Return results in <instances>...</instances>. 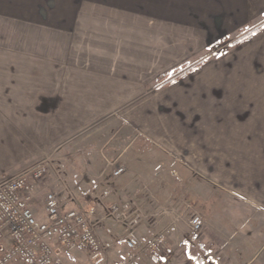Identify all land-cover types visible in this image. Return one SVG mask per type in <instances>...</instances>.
<instances>
[{"label": "crops", "instance_id": "crops-1", "mask_svg": "<svg viewBox=\"0 0 264 264\" xmlns=\"http://www.w3.org/2000/svg\"><path fill=\"white\" fill-rule=\"evenodd\" d=\"M78 9L75 20L66 22V31H60V53L36 59L19 54L12 57L11 69L0 65V182L52 160L72 137L106 119L113 127L106 141L131 142L136 154L126 155L128 148L118 154L114 144L107 156L99 149L91 152V160L73 175L68 168L51 171L46 186L57 194L63 208L86 210L84 204L94 205L100 238L107 241V227L103 229L101 223L108 218L102 213L108 200L119 196L115 188L109 187L111 196L97 190L107 181L105 161L122 159L125 171L120 176L113 171L112 178L118 192L136 189L139 197H147V191L161 190L154 198L163 209L161 217L155 218V233L146 227L149 221L142 212L139 224L130 229L139 238L165 236L157 252L166 256L154 254L153 264H209L208 258L211 264H251L258 252L248 261L249 247H264L263 212L256 214L241 204L238 221L221 211L214 215L209 193L201 187L196 200L187 198L189 211L202 218L203 231L195 243L191 222L187 226V219L184 224L176 219L183 203L180 196H173L176 183L148 181L146 175L204 174L211 170L202 159L232 156L251 159L253 164L261 156L259 139L246 138L243 127L264 126V26L238 44L232 41L264 23V0H110L101 6L93 1L91 11ZM191 66L179 79L164 85L158 82L171 69ZM116 111L120 116L115 117ZM116 126L123 132L116 133ZM244 143L250 148L245 150ZM133 158L139 166L136 162L130 166ZM134 173L144 175L137 186L131 179L126 181L127 174ZM165 186L172 193L163 192ZM38 188L36 184L34 208ZM35 210L46 220L44 208ZM230 220L237 226L234 247L226 234ZM129 232H122L126 239ZM126 239L110 240L117 245L112 251L59 242L54 248L65 264H120ZM187 244L192 245L194 258ZM147 251H139L138 264H152ZM258 264H264V258Z\"/></svg>", "mask_w": 264, "mask_h": 264}, {"label": "rangeland", "instance_id": "rangeland-1", "mask_svg": "<svg viewBox=\"0 0 264 264\" xmlns=\"http://www.w3.org/2000/svg\"><path fill=\"white\" fill-rule=\"evenodd\" d=\"M93 1L96 2V6L109 4L110 0H0V65L3 66V69H11L12 63L11 59L13 56H17L19 54L24 56L33 57L36 59L37 56H49L50 54L60 53L59 43L61 41L60 31L69 26L66 25V22H72L75 20L77 15L78 8H82L80 11H91L89 8L91 7ZM127 1V0H126ZM130 2L134 0H129ZM148 3H151V0H142ZM160 2V0H156ZM162 2H171V0H162ZM70 30L68 29L67 32ZM66 38L65 36H63ZM60 40V41H59ZM219 47V46H218ZM3 55V56H1ZM38 58V57H37ZM0 66V68H1ZM15 66V65H14ZM177 69H171L168 73H174ZM178 71V70H177ZM168 74V75H170ZM159 82V81H158ZM161 85L162 82H159ZM116 111V116H120ZM119 118H117L118 123ZM107 120L102 121L99 124L86 127L82 134L79 137H72L70 143H66L65 145L59 149V153L56 154L55 158L52 160H43L36 165L46 164L48 174L41 180L37 181L38 192L37 196L38 201L34 204L35 208L45 209V198L48 193L51 191L47 188L46 182L49 179V173L51 171H63L65 169H71L69 173L73 175V171L75 169H81L83 165H86L84 161H90L91 152H95L96 150H102V152L107 156L108 148L113 146L114 144L118 147L117 152L121 154L125 149H127L126 155H135L136 151H134V145L128 141H117L108 142L106 139L108 138L113 127L107 125ZM116 133H122L123 131L119 130L120 126H116ZM253 129L254 131H250ZM248 131H250L248 133ZM130 133V131H129ZM243 133L247 136L246 138L259 139L260 152L261 156L259 158H254V162L252 164L251 159H242L240 157L233 158L232 156H222L217 157L213 156L211 158L202 159L207 164L208 168L211 170L210 173H196V174H169V173H153L148 174V181L152 180L153 182L157 181L158 183L164 182V184L168 183H176L178 187L175 189L173 196H180L183 203L182 206H179V213H177L176 219L178 222L184 224V221L187 219V226L191 222L190 220L194 217V214L189 211L188 203V195L193 197L194 200L197 199L198 194L200 193V188H205L206 193H209V200L211 199V213L216 215L221 211L223 214L227 215L228 218L230 216L233 219L238 221V218L242 216V205L244 204V208H250L254 210V213L258 214L259 212L264 213V209L260 205L261 203L264 205V201L260 200L261 197H264V126L259 127H243ZM252 134V135H251ZM108 142V143H107ZM249 144H251L249 142ZM248 143H244L245 150L249 149ZM254 149H256V144L254 143ZM131 146V147H130ZM130 147V148H129ZM242 148V149H244ZM239 151L228 150L229 154H237ZM242 152V151H241ZM221 153V152H218ZM87 155V157H86ZM145 157V156H144ZM146 159V158H144ZM177 159V158H176ZM151 162L155 161L154 158L148 159ZM200 159H198L199 161ZM197 161V162H198ZM46 162V163H45ZM123 160H110L105 165H109L107 181L103 185H101L100 189L97 191L100 194L104 191L108 194L114 193L112 191L115 188V191L118 194V199L115 201L112 200V197L107 205H105V211H103V218L107 217V219L102 220L101 226L103 229L106 227H113L112 235H107V241L111 240L113 242H117L120 240H125L126 236H124L122 232L130 231L128 234H131L132 231L125 226L122 222L112 221L108 216L111 215V207L114 204L124 205L128 208H139L144 217L148 219L146 227H151L152 234L155 233V218L161 217V207L155 203L156 194H159L161 190H156L155 188L151 189V191H147V197H139L137 195L136 189H126L124 193L121 191L118 192L116 187H114L113 183V171L117 169L120 165H123ZM136 162L135 166H139V161H134V158L131 161L130 166H134L133 164ZM164 162L168 165H171L170 159H165ZM104 163V161H103ZM156 165V164H155ZM248 166V167H246ZM253 166V167H252ZM34 167V166H32ZM30 167V169L32 168ZM245 169L249 170V172L244 173H234L235 169ZM156 169V168H155ZM26 170H29L27 168ZM20 174V173H19ZM123 174V173H122ZM121 174V175H122ZM18 175V174H17ZM16 176V175H14ZM13 176V177H14ZM120 176V175H119ZM144 175L140 174H127L126 181L135 183L134 186H137V183L142 180ZM12 177V176H11ZM10 177V178H11ZM7 178V179H10ZM115 179V178H114ZM6 180V179H5ZM145 181V180H144ZM140 184H138L139 186ZM173 185V184H172ZM201 185V186H200ZM171 186V185H170ZM195 186V187H194ZM111 187L112 189H110ZM167 186H165L163 192L172 193V190L167 191ZM196 188V189H195ZM195 191V192H194ZM151 192V193H150ZM203 193V190H202ZM195 195V197H194ZM111 196V194H110ZM109 196V197H110ZM172 197L168 198L171 200ZM263 199V198H261ZM262 201V202H261ZM40 202V203H38ZM44 202V203H43ZM130 202V203H129ZM129 203V204H128ZM260 203V204H259ZM242 204V205H241ZM85 209L88 210L90 208L95 207L89 203L84 204ZM33 207V206H32ZM171 209V206L168 205ZM33 207V210H35ZM166 209V207H165ZM220 209V210H219ZM163 210V209H162ZM244 210V209H243ZM201 213V212H198ZM245 213V212H244ZM200 215V214H199ZM167 216V214H165ZM39 220L43 221L42 217L37 216ZM202 219V218H201ZM107 220V221H105ZM141 226V225H140ZM139 226V227H140ZM192 226L191 223L189 225ZM138 227V228H139ZM142 228V227H141ZM193 237L196 236L194 242L196 243L197 239L201 236L202 228L198 231H194L192 228ZM237 226H235L234 222L231 220L227 224V238L229 239L230 246L234 247L236 245L235 239L237 238ZM225 232V231H224ZM150 234V236L152 235ZM124 237V238H123ZM191 238V237H190ZM143 243L148 241L149 235L145 234L141 236ZM5 244L0 246V255L3 252ZM117 245L113 244L112 248L106 251H112L116 248ZM250 252L245 256L247 260H251L250 258L254 256V253L258 252V255L255 257V260L251 262V264H258L264 258V247L257 248L252 250V246L249 247ZM149 254L150 261L154 254H159L161 258H164L166 255L163 252H155V251H147ZM18 262V261H17ZM16 262V263H17ZM209 264L211 261L208 258ZM153 264V262L151 261ZM229 264H235L230 261Z\"/></svg>", "mask_w": 264, "mask_h": 264}, {"label": "built area", "instance_id": "built-area-1", "mask_svg": "<svg viewBox=\"0 0 264 264\" xmlns=\"http://www.w3.org/2000/svg\"><path fill=\"white\" fill-rule=\"evenodd\" d=\"M125 166L114 171L121 175ZM46 164H40L10 179L0 182V246L5 244L0 255V264H65L54 248L56 242L78 249L102 251L112 248L113 243L100 238L96 209L65 210L58 196L50 192L45 198L46 220H39L32 207L35 183L47 175ZM107 194V192H105ZM111 216L133 230L139 224V208L112 205ZM194 231L202 228V219L195 215L191 220ZM108 234L113 233L107 227ZM165 242L163 234H157L143 243L133 233L127 236L126 253L120 264H138V253L142 248L159 251Z\"/></svg>", "mask_w": 264, "mask_h": 264}, {"label": "trees", "instance_id": "trees-1", "mask_svg": "<svg viewBox=\"0 0 264 264\" xmlns=\"http://www.w3.org/2000/svg\"><path fill=\"white\" fill-rule=\"evenodd\" d=\"M263 26H264V23L262 25H260L259 27L255 28V29H253L251 31H248L246 34L234 39L232 41V44L240 43L244 38H247L251 34L255 33L256 31H258ZM194 66L188 67V68H186V69H184L182 71H176L174 75H167V74L163 75V76L159 77L158 81L162 82V84H168V83H170L173 80L181 78L183 75L188 73ZM187 246H188V250H189L190 255L194 258V254L195 253H194V249H193L192 245L187 244ZM195 261H198V258H195Z\"/></svg>", "mask_w": 264, "mask_h": 264}]
</instances>
